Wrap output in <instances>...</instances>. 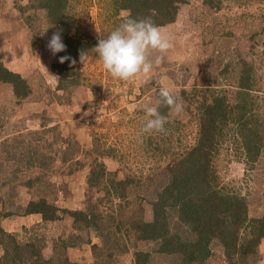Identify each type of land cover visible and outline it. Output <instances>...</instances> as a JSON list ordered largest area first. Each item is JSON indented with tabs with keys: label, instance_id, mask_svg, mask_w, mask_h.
<instances>
[{
	"label": "rangeland",
	"instance_id": "obj_1",
	"mask_svg": "<svg viewBox=\"0 0 264 264\" xmlns=\"http://www.w3.org/2000/svg\"><path fill=\"white\" fill-rule=\"evenodd\" d=\"M211 1L174 0L178 6L175 20L159 26L171 38L172 48L147 81L113 79L91 50L84 63L81 58L76 62L78 82L67 81L62 87L51 70L57 54L47 47L59 26L36 0H0V60L20 71L32 88L20 99L11 86L0 84V142L8 143L11 153L17 150L14 158L7 157L5 147L0 146V211L5 215L44 193L59 207L102 212L98 223L108 240L107 247L100 248L104 243L100 231L76 229L73 218L62 211L63 218L55 222H44L38 213L1 217L7 231L21 241L41 240L45 258L59 250L60 241L81 234L90 243L85 240L67 248L74 261L135 264V252L144 250L150 254L147 264H180L179 255L160 252L156 242L138 239L134 225L153 220L155 200L171 179L169 165L197 144L201 102H211L224 89L233 100L246 63L253 66L252 77L260 85L257 95L264 99V0ZM70 7L71 33L79 32L96 42L130 13L128 9L118 11L113 0H71ZM162 84L182 100L183 111L170 117L167 133L141 135L144 113L140 105L155 104ZM259 111L264 107L252 112ZM240 138L230 132L212 152L217 185L222 192L245 196L248 218H259L264 216V146L256 162H247L236 148ZM65 149L71 152L68 161H62ZM29 154L36 158L33 166L15 159L26 160ZM101 168L103 175L91 182L92 170ZM15 169L18 173L11 174ZM125 176L134 180L125 196L114 192L107 199L111 179ZM29 179L34 181L32 189L22 184ZM177 199L176 195L172 202ZM167 213L177 221L175 209ZM188 230V225H182L179 232L193 238ZM249 232V226L241 229L240 243ZM93 243L100 247L94 248ZM210 247L212 254L205 264H230L239 259L240 248L230 258L218 240ZM108 251H113L112 257L106 256ZM258 252L247 264H264V238ZM3 253L0 245V258Z\"/></svg>",
	"mask_w": 264,
	"mask_h": 264
},
{
	"label": "trees",
	"instance_id": "obj_2",
	"mask_svg": "<svg viewBox=\"0 0 264 264\" xmlns=\"http://www.w3.org/2000/svg\"><path fill=\"white\" fill-rule=\"evenodd\" d=\"M36 1L38 7L47 11L50 21L59 26L63 43L67 46L66 51L57 53V59L51 64V70L59 79V86H66L67 81L78 82L75 77L76 62L80 60L82 51L88 53L98 42L82 36L79 32L71 33L72 26L68 18L71 0ZM204 1L208 3L211 0ZM113 2L117 5L118 11L128 9L130 11L128 17L141 18L151 15L158 26L173 22L178 11L174 0H113ZM150 9L154 10L153 13L149 12ZM62 56H71L76 61L75 64L72 60L61 63ZM241 64L244 65L243 62ZM252 69L253 66L249 63L242 68L243 74L233 90V100L228 99L227 90L224 89L223 94L214 95L211 102L205 100L201 102L200 136L197 144L180 153L181 157L178 156L174 163L169 165L171 179L155 200L153 220L134 225L136 232L139 233L138 239L156 242L160 252L179 255L180 264H205L212 254L210 245L214 239L224 246L230 258H233L240 248L239 259L231 261L230 264H247L250 259L256 258L259 254L258 249L264 238V216L249 219L246 197L234 191L222 192L217 185L219 177L216 176L215 162L212 161L214 150L222 141L227 140L230 132L240 135L236 148H240L245 154V161L256 162L260 156V148L264 146V130L262 129L264 111H259L261 114H255L252 111L255 107H264V99H259L260 96L257 95L260 85L254 80L255 77H252ZM1 83L11 86L16 97L20 99L26 98L32 91L27 78L20 71L10 68L3 60H0ZM160 111L166 113L167 108H161ZM1 145L5 147L7 157L16 156L17 150L11 153L8 143L0 142ZM67 153L71 154L68 149H65L62 161H68L71 158V155ZM211 153L212 156L209 157ZM15 159L25 166L35 165L36 160L31 154L26 157V160L25 157ZM17 170L10 173L15 175L18 173ZM1 172H3L2 168H0ZM103 173L102 168L92 170L91 182L93 179L96 182ZM7 180L9 179H5ZM133 181L130 176L111 179L112 185L109 188L106 187V198H110L114 192L116 195L125 196L129 184ZM22 184L32 189L34 181L29 179ZM176 195L178 199L172 202ZM169 209L177 211L176 222L172 220V214L168 216ZM61 211L62 214L73 218L76 229L86 231L95 229L101 232L99 235L104 239V243L101 247L98 243H93L94 248L107 247L104 245L108 240L107 235H104L98 223V219L103 215L102 212H95L93 208L88 211L59 207L41 193L31 198L26 204H19L7 210L5 215H2L3 211H0V245L4 250L0 264H100L98 260L92 263L74 261L66 253L67 248L77 246L85 240L90 243V239H84L81 234L72 235L67 240L60 241L59 250L55 251L51 257L45 258L42 255L41 240L30 237L26 241H21L15 233L7 231L1 222V217L35 213L41 214L44 222H55L63 218ZM182 225H188V231L194 235L193 238L179 232ZM246 226L250 227L251 232L243 237V242L240 243L239 232ZM107 255L112 257L113 251H108ZM149 255V252L144 250L136 251L135 264H147Z\"/></svg>",
	"mask_w": 264,
	"mask_h": 264
},
{
	"label": "clouds",
	"instance_id": "obj_3",
	"mask_svg": "<svg viewBox=\"0 0 264 264\" xmlns=\"http://www.w3.org/2000/svg\"><path fill=\"white\" fill-rule=\"evenodd\" d=\"M53 55L66 51L61 32L56 31L47 44ZM172 48V40L161 31L152 16L141 18L128 17L112 30L106 37L101 35L98 44L92 49L98 55L103 68L113 79L133 82L137 78L145 81L150 79L153 71L164 61L166 54ZM153 53H158L153 57ZM87 53L81 52V62L84 63ZM75 60L71 56L60 57V62ZM159 99L155 104L146 102L140 105L144 113L140 134L167 133L170 117L183 111V102L174 91L164 86L159 87ZM161 108H167L163 113Z\"/></svg>",
	"mask_w": 264,
	"mask_h": 264
}]
</instances>
